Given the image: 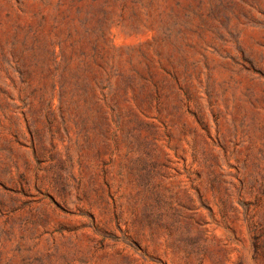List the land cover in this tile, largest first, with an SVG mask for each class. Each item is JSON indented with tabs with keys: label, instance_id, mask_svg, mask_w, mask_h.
<instances>
[{
	"label": "rangeland",
	"instance_id": "374dc122",
	"mask_svg": "<svg viewBox=\"0 0 264 264\" xmlns=\"http://www.w3.org/2000/svg\"><path fill=\"white\" fill-rule=\"evenodd\" d=\"M0 264H264V0H0Z\"/></svg>",
	"mask_w": 264,
	"mask_h": 264
},
{
	"label": "trees",
	"instance_id": "16d2710c",
	"mask_svg": "<svg viewBox=\"0 0 264 264\" xmlns=\"http://www.w3.org/2000/svg\"><path fill=\"white\" fill-rule=\"evenodd\" d=\"M259 247H257V245H256V249H258Z\"/></svg>",
	"mask_w": 264,
	"mask_h": 264
}]
</instances>
